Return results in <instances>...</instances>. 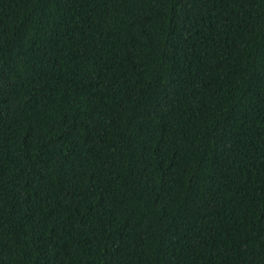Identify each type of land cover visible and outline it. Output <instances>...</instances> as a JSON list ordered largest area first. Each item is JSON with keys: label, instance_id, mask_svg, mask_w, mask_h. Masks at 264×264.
I'll list each match as a JSON object with an SVG mask.
<instances>
[{"label": "trees", "instance_id": "1", "mask_svg": "<svg viewBox=\"0 0 264 264\" xmlns=\"http://www.w3.org/2000/svg\"><path fill=\"white\" fill-rule=\"evenodd\" d=\"M0 264H264V0H0Z\"/></svg>", "mask_w": 264, "mask_h": 264}]
</instances>
